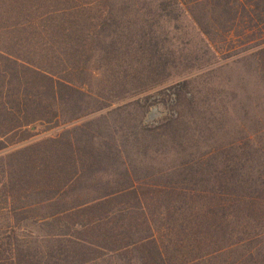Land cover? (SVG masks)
Returning a JSON list of instances; mask_svg holds the SVG:
<instances>
[{
	"label": "trees",
	"instance_id": "obj_1",
	"mask_svg": "<svg viewBox=\"0 0 264 264\" xmlns=\"http://www.w3.org/2000/svg\"><path fill=\"white\" fill-rule=\"evenodd\" d=\"M138 1L0 0V209L16 220L0 230V264H70V258L75 264L116 258L129 264H264V151L252 142L223 155L195 153L168 172L150 173L151 182L133 176L127 158L117 154L124 166L120 185L37 218L59 226L48 231L51 251L23 240L17 223L22 210L28 217L36 205L66 195L86 173L87 158H110L95 151L93 141L75 142L63 132L32 140L40 134L36 123L66 131L80 118L68 116L66 106L75 103L81 111L80 103L91 98L97 110L126 112L128 120L119 123L123 146L144 153L189 144V129L179 124L194 100L186 81L126 101L165 84L178 60L154 0ZM210 4L233 12L227 18L232 26L264 28L256 0L159 1L166 16L178 18L180 11L168 8L177 5L196 24L186 7ZM259 54L264 63V48ZM158 94L165 101L174 97L182 109L149 126L144 117ZM14 146L16 152L6 153ZM19 153L25 156L13 159Z\"/></svg>",
	"mask_w": 264,
	"mask_h": 264
},
{
	"label": "rangeland",
	"instance_id": "obj_2",
	"mask_svg": "<svg viewBox=\"0 0 264 264\" xmlns=\"http://www.w3.org/2000/svg\"><path fill=\"white\" fill-rule=\"evenodd\" d=\"M146 1L153 0H139V6L144 5ZM159 1L154 0L153 9L162 13L160 21L178 57L177 65L171 70L169 80L165 84L126 101L149 93L156 94V91L167 85L186 81L188 94H193L194 100L190 103L191 113L181 117L179 124L185 123L184 125L189 129V144L185 149L175 145L172 150L152 148L144 150V153L138 151L135 146H123L121 135L124 132L119 129V123L123 118L125 121L128 120L126 112L109 113L107 108L97 110L99 104L91 98L80 103V109L84 108L81 111L75 103L66 106L64 112L68 116H73L75 113L80 115L79 119L73 120L67 126L70 129L66 131L62 127L45 131L49 124L36 123L33 130L40 134L32 140H38L43 136H57L63 132L75 142L87 144L86 142L93 141L95 151L99 152L101 149L104 155H110L108 160L98 159V163L87 158L84 169L86 173L81 174L71 184L66 195L55 198L46 206L36 205L29 211L28 217L23 210L22 214L17 216L23 240L29 242L37 251L40 250L42 253L51 251L48 231L49 229L56 231L59 228L54 219L49 220L51 222L49 224L39 221L37 218L40 215L60 207L90 201L101 195L103 191L116 188L122 183L124 166L115 160L117 154L127 158L133 176L140 177L142 182H151L150 173L160 170L168 172L177 167L181 159L195 153L219 152L223 155L234 146L248 148L249 142L255 143L264 151V63L259 54V50L264 48L263 26L251 22H248V26L241 22L232 26L227 18L231 13L233 15V12L222 11L220 7L211 4L186 7L189 8L188 12L191 15L196 16L198 24L177 5L167 6L173 9L172 13L179 14L180 11L178 18H170L161 11ZM256 2L259 14H263L264 0H256ZM163 8L166 6L164 5ZM145 11V8L141 9V13ZM161 96L158 94L151 98L156 99V102L148 108L144 124L157 126L166 116L174 118L178 116L182 106L176 104L174 97L165 101ZM117 105L118 103H115L111 108ZM186 111V108H183V112ZM166 138L165 136L164 139ZM15 148V146L10 147L6 153L14 152ZM22 156L25 154L19 153L13 156V159ZM16 205L18 207L19 202ZM14 217L13 213L0 209V230L13 227L16 221ZM51 224L56 225L52 227ZM69 260L75 264L72 262L74 258ZM61 261L59 259L58 263L61 264ZM128 261L127 258H116L111 262L99 261L96 264H129Z\"/></svg>",
	"mask_w": 264,
	"mask_h": 264
}]
</instances>
